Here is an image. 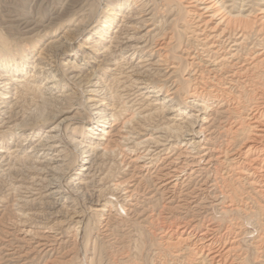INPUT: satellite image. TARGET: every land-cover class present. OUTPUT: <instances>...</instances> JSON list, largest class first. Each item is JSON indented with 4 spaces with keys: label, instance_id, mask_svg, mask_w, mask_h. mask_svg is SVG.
I'll return each instance as SVG.
<instances>
[{
    "label": "bare ground",
    "instance_id": "bare-ground-1",
    "mask_svg": "<svg viewBox=\"0 0 264 264\" xmlns=\"http://www.w3.org/2000/svg\"><path fill=\"white\" fill-rule=\"evenodd\" d=\"M133 1L102 0L104 6L108 8L106 9L108 13L100 20L97 17L95 20L97 24L92 25L94 18L91 12H93L92 6L95 4L90 3L88 0H82L77 5V9L72 10L69 18L65 21L69 27L66 33L70 34L71 37L83 36L85 37L83 40L85 44L95 47L101 44L110 28L118 23V18H123L121 21L124 22V18L127 19L133 13V10L128 9L127 11ZM174 1L176 4H172ZM150 2L155 3L156 0H147L143 4L141 3L142 5L138 4L141 6L139 8L141 10L137 14L145 12L144 9ZM160 2L161 5L158 4L159 10L171 13L176 8V11H178L172 19L169 21L167 18L162 19L161 23L167 26L170 24L173 26L172 23L175 26L177 24L179 27L176 29L178 30L176 40L181 42L182 39H185L186 48L182 51V54H185L189 60H187L182 70L179 69L180 62H178L179 65L168 62V55L174 50L173 45L171 46L173 35L167 36L168 40L165 39L158 46L159 43L157 44L156 41L151 44H147V41H145L146 44L141 45L142 42L139 39L128 34L125 37L126 41L121 40L118 42L119 48L117 51L121 54L114 52V57L112 46H104L103 52L106 54L103 61H105L106 66H103L101 75L93 77L92 74L85 73L88 62L82 65L78 62L86 60V56L84 57L74 47H71L72 38L65 37L64 34L61 37H51L49 34L50 38L41 43L38 55L35 57L33 52L38 47L37 43L39 41L30 47L19 45L10 50L7 39L0 34V176L13 169L12 157L28 144L29 149L25 151L22 157L25 161H29L27 163L30 165L24 166L26 178H23L24 176L19 177V183L15 187L16 191L22 189L24 192L20 190L21 193L29 195L25 196L26 198L21 197L20 202L23 206L35 205L40 197H46L48 201L50 200L52 204L58 206L61 203L60 201L63 200L65 189L69 188L75 194L90 189L93 186L92 183L99 177L97 174L102 173V166L105 162L104 150H107L110 143V140L105 137L110 135L108 122L110 120H120L123 114L122 111H115L114 104L109 101V103L105 102L110 98L107 96V89L111 83L104 80V75H106L104 72H111L112 70L109 68L112 65L118 66V69L122 64L121 62H123L130 69L127 78H130L132 74L137 76L136 78H130V85L137 89L136 93L141 92L139 95H142L146 93L144 89L150 90L153 88L151 92L156 93L154 97H158L166 92V98H164L159 108H165V111L169 114L183 115L182 119L187 117L190 122V124H187L191 129L187 128L182 131L180 126L182 123L174 126L177 131L180 130L176 136L182 137L183 140L187 137L183 138L182 134L189 135L197 121L196 116H192L193 114L190 117L184 114L188 109V105L191 103L189 107L194 109L199 107L203 110L209 107L206 105L207 102H217L218 107L215 113L219 116L220 123H225L219 133L224 137L226 136L224 140L226 147L221 145L217 149L219 153L223 154L221 156L223 158L219 159L217 163L225 169L220 179L224 183L226 177L239 173L241 175L237 179H241L242 183H246L250 189L247 190L246 194L243 191L238 194L233 188L230 191L220 188V196L214 197L219 201L213 204L211 202V205L205 206V214L200 211L194 212V215L191 213V219L178 223L175 226L176 229H172L174 232L168 236L165 243L174 248L169 252V255L177 264H255L252 262L250 254L243 250L242 244L245 243L246 245L249 238L251 242L247 244V247L253 245V249L257 254L255 257L259 259L257 262H260L264 257V226L260 221V218L264 220V205L257 211H252L249 207V212H246L240 206H247L248 203L245 199H253L254 196L249 194L251 192L256 197L264 200V8L260 7L259 9L256 7V9L254 0H242L240 8L238 7V0H161ZM258 2L264 6L262 0ZM65 4H67V8L70 7H68V2ZM65 4L61 8L66 7ZM138 5L136 4V7ZM257 10L260 15L255 14ZM57 14L58 16L63 15H59L60 12H57ZM155 14L152 13V16L154 17ZM12 18L10 21L15 23L4 27L31 31L41 25L36 19L24 17L16 19L15 17L12 20ZM143 21H147V19ZM166 28L157 37H164ZM147 32L150 34L151 30ZM115 33L123 34L120 28L116 29ZM118 38H120L119 35ZM147 48L149 49L147 50ZM161 50H163L162 53ZM156 51H158L157 54H155ZM136 54L139 55V60L135 64L133 58ZM154 54L157 56V60L144 65L150 60L147 57L154 56ZM163 65L166 66L165 68L170 69L162 74L161 72L164 69L161 66ZM183 70H187L188 76L182 80V85H179L175 79H171L173 82L170 86L164 82L162 83V80H158L160 82L154 81L158 77L166 78L173 74L176 76L175 73H180ZM123 73L124 70L120 72V74ZM41 75L47 76L44 83L37 80ZM162 79L164 81V78ZM68 82L74 85V90H67L69 89ZM31 94L38 95V115L30 123H25V120H22L21 123H15L16 119L21 117L20 111L22 110L23 98L26 99V96ZM76 94H79L80 98ZM179 96L181 98L178 99ZM186 96L193 97L189 104L183 102ZM149 99L151 100V98ZM196 100L198 101L196 102ZM199 101L204 103L199 105ZM109 105L112 107L108 108ZM49 109L50 111H48ZM77 109L79 112L85 111L88 115L79 117ZM34 111L33 114L36 112ZM81 115L84 114L81 112ZM40 122L50 123L48 128L41 134L36 130ZM159 127L160 125L154 126L155 129H159ZM165 127L162 128L170 130V132L173 129L170 125ZM28 130L29 132H27ZM160 131L162 132V130ZM18 132H21V136H18ZM9 135L11 139L14 137L16 139L4 145L2 139ZM167 136L166 140L168 139ZM219 137L222 138V136ZM66 139L71 144L75 143L76 146L81 148V156L76 157L77 159L74 161H70V158H68L69 143ZM102 141H107V145L100 149L99 146L103 144ZM155 142L160 144L159 139H156ZM192 145H195L196 148L199 143L193 142ZM15 157L21 156L16 154ZM218 170V167H215L214 171L217 172ZM72 171H74L73 176H70ZM168 183L170 182L164 183L161 189L170 191L171 187H175L172 184L171 187H168ZM242 190L244 189L242 188ZM36 195L40 196L35 198ZM227 198H230V203H226V206L218 209V205H223ZM40 199L43 203L42 198ZM236 199L242 201V204L239 205ZM47 200H44V202L47 203ZM183 200L188 201V198L185 197ZM74 201L73 196H68L65 200L67 203H74ZM99 201V199L93 200L89 207L90 212L98 217L103 215L98 211H105L103 208L99 210L93 208V206L101 205ZM42 205L40 204V206ZM74 214L76 217L81 216L76 223L78 225L82 224L84 213L81 215L79 211H74ZM218 214L220 216H217ZM235 214H243L242 217L245 216L250 220L254 219L253 224L257 226L256 230L247 229V223L234 221L231 215ZM90 232L89 224L86 223L84 233L89 235ZM259 264H264V261Z\"/></svg>",
    "mask_w": 264,
    "mask_h": 264
},
{
    "label": "rangeland",
    "instance_id": "rangeland-1",
    "mask_svg": "<svg viewBox=\"0 0 264 264\" xmlns=\"http://www.w3.org/2000/svg\"><path fill=\"white\" fill-rule=\"evenodd\" d=\"M80 1L82 0H0V34L7 39L10 50L15 49L19 45L30 47L39 41L37 43L38 47H36V50L33 52L34 57L38 55L41 43L47 38H50V35L51 37H61L64 34L65 37L68 36L72 38L71 47H74V49L79 51L84 57L86 56V60L78 62L81 63V65L88 62L85 73H90L93 77L99 74L101 75L103 73V66H106L105 61H103L104 55L106 54L103 52L104 46H112L113 57L115 56L114 52H116V54H121V52L117 51L119 48L118 42L121 40L126 41L125 37L128 34L139 39V41L142 42L141 45H145V41H147V44L156 41L157 44L159 43L158 46L165 41V39L168 40L167 36L170 37L173 35L171 46L173 45L172 47H174V50L171 54L169 53L168 62H174L176 63L175 65H179L178 62H180L179 69L182 70L187 60H189L185 54H182V51L186 48L185 39H182L181 42L176 40L178 37V30L176 29H178L179 26L177 24L175 26V24L172 23L173 26L170 24V28L166 24L162 25L161 23L162 19L167 18L168 21L172 19L174 15L178 13L176 8L175 11L171 13H165L159 10L158 4L161 5V0H156L155 3L157 6L155 3L150 2L144 9L146 10L145 12L137 14V12L141 10L139 9L141 7L140 5L147 0H134L132 3L129 2L130 6L127 8V11L130 9L133 10V13L127 19L124 18V22L121 21L123 18H118V23L110 28V31L104 40H102L101 44L92 47V45L83 42L85 37H71L70 34L66 33L69 27L65 21L69 18V14L72 13V10L77 9V5ZM88 1L95 4L92 6L93 12H91L94 18L92 25H95L97 24V22H95L97 17H99L98 19L100 20L108 13V10H106L108 8L104 6L102 0H100L101 2L99 0ZM258 1L259 0H254L255 8H264L263 4H259L260 2ZM66 2H68V7L70 6L69 8H67V4H65ZM241 2L242 0H238V7L242 4ZM262 2H264V0H262ZM135 3L140 5L136 7ZM64 4L66 7L64 6L61 8ZM172 4H176L175 1L174 3L172 2ZM57 12H60L59 15H63L58 16ZM152 13H156L154 17ZM255 14L260 15L258 10ZM12 17H16V19H21L23 17L36 19L42 26L40 25L37 27L38 29L36 28L31 31H25L20 28L4 27L15 23L10 21ZM144 19H147V21H143ZM179 25L181 26V23ZM115 28L122 29L123 34L115 33ZM164 28L167 29L165 31V36L157 37L159 34L163 33ZM148 30H151L150 34L147 32ZM118 35L120 38H118ZM148 49L149 48H147V50ZM162 51L163 50L160 52L162 53ZM157 52L158 51H156L155 54H157ZM155 54L154 56L147 57V59L150 60L144 65L157 60ZM136 55L133 58L135 64L139 60V55ZM181 55L183 56L181 57ZM178 56L181 58H175ZM121 63L118 69V66L112 65L109 68L112 70L111 72H104V74H106L104 75V80H108L107 83H111V87L109 86L107 89V96L110 98L105 102H111V104H114L113 107L116 109L115 111H122L123 114L120 120H110L108 122L107 126L108 130H110V135L105 137L110 140V143L107 146V150H104L105 162L101 171L103 174H97L99 177L96 178V182L94 181V183H92L93 186H91L90 189L76 194L69 188L65 189L63 200L60 201L61 203L58 206L52 204L46 197H40L43 203H41V199L39 198L40 201L37 200L38 203L40 202L39 204L36 202L33 206H23L22 202H20L21 197L29 195L21 193L20 190L22 191V189L16 191L15 187L19 183V177L21 178L24 176L23 178H26L24 175L25 167L30 165L27 163L29 161H25L22 157L25 151L29 149L28 144V146L25 145L20 151L15 153V155L17 154V156L21 157H15V155L12 157L13 169L6 172L7 174H1L0 200L3 202H0V264H177L169 255V252L174 250V248L165 244L168 236L176 229L175 226L180 222L191 219L194 212L200 211L205 214V206L208 204L211 205V202L213 204L219 201L216 198L214 199V197L220 196V188L222 190L225 189V191H230V189L233 188L238 194L241 191L246 194L247 190H250L245 182V184H243L241 179H237V177L241 175L239 173H234L231 177H226V183H223V180L220 179L225 169L220 167L217 163L219 159L223 158L221 157L223 154L221 152L220 154L217 149H219L221 145L222 147H226L224 143L226 136L224 137L219 133V131L222 130L221 127L224 126L225 123H220L219 116L215 113L218 107L217 102L213 103V101H209L206 104L209 106V109L205 108L201 110L199 107L198 109L189 107L193 97L186 96L184 98V103H190L184 114L189 117L193 114L192 116H196L197 121L192 128L193 130L190 131V133L188 132L189 135L182 134L183 138L187 137L183 140L182 137L176 136L180 130L177 131L174 126L182 123L180 125L182 131L187 128L191 129L188 125L190 122L187 117L182 119L183 115H177V113L169 114L165 111V108H159L164 98H166V92L158 97H154L156 93L151 92L153 88L150 90L144 89L146 93L142 95H139L141 92L136 93L137 89L130 85V78H136L137 76L132 74L130 78H127V75L130 74V69H128L127 64ZM165 67L164 65L161 66V68L164 69L161 72L162 74L170 69ZM123 70L124 73L120 74ZM187 70L175 73L176 76L173 74L171 75L172 77H158L159 79L156 78L154 81L160 82L158 80H162V83L164 82L170 86L173 82L171 79H175L179 85H182V80L188 76ZM46 77V75H41L37 80L43 81L44 83ZM162 78H164V81ZM94 80L96 81L97 78ZM68 85L69 89L67 90H74L73 84L68 82ZM76 96L79 97V94H76ZM180 96L178 99L181 98ZM149 98H151V100ZM156 98L158 100H155ZM37 100H39L37 94L26 96V99L23 98L21 104L22 110L20 111L21 117L16 119L15 123H21L22 120H25V123H30L35 119L38 115ZM197 101L198 100H196V102ZM202 103L204 102L199 101L198 104L202 105ZM76 106L78 107V105ZM111 107V105L108 106V108ZM157 107L159 108L158 110L156 109ZM33 111L35 112L34 114ZM48 111H50V109ZM81 112L84 115H81ZM81 112L77 114L79 117L88 115V113L85 111L83 112V110ZM180 118L181 120H179ZM155 124L160 125L161 128L155 129ZM49 125L50 123L40 122L36 130L41 134ZM169 125L173 128L171 132L170 130H164L162 128H166L165 126ZM160 130H162V132ZM27 132H29V130ZM166 135H168L167 140ZM18 136H21V132H18ZM219 136H222V138ZM15 139L16 137L11 139L9 135L3 137L2 140L5 145ZM156 139L160 140V144L155 142ZM66 141L69 143L67 149L68 158H70V161H74L77 159L76 157L81 156V148L76 146L75 143L71 144L67 139ZM192 141L198 142V147L195 148V145H192ZM106 142L102 141L103 144L100 145L101 147L99 146V148L106 147ZM79 165L80 162L78 168ZM215 167L219 169L217 172L214 171ZM74 171L70 173V176H73ZM120 182H122V184H120ZM167 182H170L168 183V187H171V184L175 185V187L170 188V191L168 189H161L163 184ZM242 188L244 190H242ZM187 193H189V195H187ZM249 194L254 196L252 199L254 201L245 199L248 203L247 206L242 205L240 207L245 209L246 212H249V207H251L252 211L261 209L264 205V200L260 197H256L252 192ZM39 196L40 195H36L35 198ZM68 196L74 197V203L65 202ZM185 197L188 198V201L183 200ZM97 199L100 200L99 202H101V205L93 206V208H98L96 210L103 208V210H105L103 212L98 211L100 214H103L99 217L89 210L91 202ZM44 200L48 202L46 201L47 203H45ZM229 200L230 198H227L223 205H218V209L226 206V203H230ZM236 200H238L239 203H237L239 205L242 204V201L240 202L239 199ZM40 204L43 205L40 206ZM74 211H79L81 215L84 213L82 224L78 225L76 223L81 216L76 217ZM209 212H211V210H209ZM242 215L243 214H235L231 216L236 222L242 221L244 224L247 223V229L256 230L257 226L253 224L255 222L253 221L254 219L250 220L245 216L242 217ZM217 216L220 215L218 214ZM260 221H262L264 226V220L260 218ZM86 223L89 224V232L91 231L89 235L84 233V226ZM246 242V245L245 243L242 244L243 250L250 254L249 256L252 262L255 264L263 263L264 257H262L260 262H257L259 259L255 257L257 254L253 249V245L247 247V244L251 242L249 238Z\"/></svg>",
    "mask_w": 264,
    "mask_h": 264
}]
</instances>
